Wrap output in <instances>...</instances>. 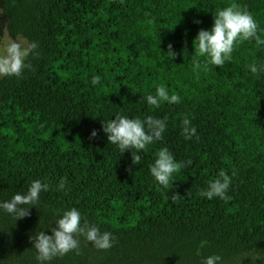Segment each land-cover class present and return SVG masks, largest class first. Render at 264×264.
<instances>
[{
    "label": "trees",
    "instance_id": "1",
    "mask_svg": "<svg viewBox=\"0 0 264 264\" xmlns=\"http://www.w3.org/2000/svg\"><path fill=\"white\" fill-rule=\"evenodd\" d=\"M226 6L250 12L264 37V0H0L9 35L37 44L21 76L0 77V203L49 185L27 216L0 211V264H39L32 239L71 208L113 246L81 235L48 264H264V74L248 67L264 46L245 41L223 66L195 68L205 58L192 41ZM161 85L180 103L149 105ZM117 115L166 119L140 164L107 141L102 122ZM161 148L191 161L167 190L149 171ZM220 171L228 199L203 197Z\"/></svg>",
    "mask_w": 264,
    "mask_h": 264
},
{
    "label": "clouds",
    "instance_id": "2",
    "mask_svg": "<svg viewBox=\"0 0 264 264\" xmlns=\"http://www.w3.org/2000/svg\"><path fill=\"white\" fill-rule=\"evenodd\" d=\"M199 23V21H195ZM259 25L253 15L247 10L226 6L213 13V24L210 29L198 30L194 40L195 50L200 57H204L203 64L196 62L195 68L203 67L205 70L211 66H223L231 59L232 52L238 44L254 40L256 45L264 46V37L258 35ZM171 47V46H169ZM36 42L27 47L18 42H10L5 46L4 52L0 54V76H21L27 67L26 60L30 54H35ZM171 53L173 59L175 53ZM251 73L264 74V63H252L248 65ZM101 82L99 75L93 76L91 84L98 85ZM146 101L153 107H159L163 102L169 104L180 103L181 97L177 94H169L165 86H157L155 94L146 96ZM182 133L185 139L196 135V128L191 119L185 117L182 121ZM167 127L166 119L155 118L151 115L144 119L129 118L117 115L114 119L102 122V130L107 134V141L114 144L123 153L130 151L132 163L140 164L142 151L162 138ZM91 137L96 136L92 130ZM191 161L181 163L175 160L173 154L167 148H161L156 153L149 171L155 182L162 190L169 189L175 181V174L185 168ZM231 177L224 171H220L219 178L214 179L208 185L206 191L201 195L209 200L214 197L228 199V190ZM65 181L62 179L57 185V190H63ZM49 185L41 180H33L25 193H16L8 201L0 203V211L12 215L15 219L28 215V210L34 207L40 199L42 191H48ZM84 236L87 241L95 247L107 250L113 246L114 236L110 231H101L95 224L82 223L81 212L77 208H71L63 213L56 221V226L51 228V234L40 231L33 241L37 252L39 264H48L54 257L63 256L79 247L78 236ZM222 257L217 254L207 256L203 264H222Z\"/></svg>",
    "mask_w": 264,
    "mask_h": 264
},
{
    "label": "rangeland",
    "instance_id": "3",
    "mask_svg": "<svg viewBox=\"0 0 264 264\" xmlns=\"http://www.w3.org/2000/svg\"><path fill=\"white\" fill-rule=\"evenodd\" d=\"M13 41L21 43L25 47L29 45V43L25 39L21 37L13 38L9 35L7 27V17L0 9V54L4 52L5 46Z\"/></svg>",
    "mask_w": 264,
    "mask_h": 264
}]
</instances>
